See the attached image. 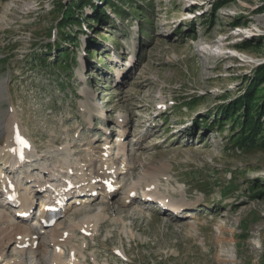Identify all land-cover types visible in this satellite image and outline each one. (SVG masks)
Returning <instances> with one entry per match:
<instances>
[{
    "label": "rangeland",
    "instance_id": "1",
    "mask_svg": "<svg viewBox=\"0 0 264 264\" xmlns=\"http://www.w3.org/2000/svg\"><path fill=\"white\" fill-rule=\"evenodd\" d=\"M69 2L0 0V118L16 121L33 145L30 157L7 175L18 195L31 194L33 179L58 182L72 169L73 177L67 174V179L76 180L74 175L82 174L76 169L80 159L102 156L108 148L110 157L102 161L119 162L121 169L122 156H127L128 173L119 176L122 188L116 193L85 186L79 200L88 202L64 206L61 217L38 229L31 228L37 216L22 221L15 215L20 207L13 203L19 202L8 199L0 182V212L13 218L0 221V230L27 221L29 232L40 236L34 246L38 241L46 245L39 256L7 247L8 261L51 264L56 251L51 232L56 228L71 234V245L82 252L80 264H264V197L254 191V185L264 190V145L260 140L239 145L231 121L225 117L222 128L215 121L219 106L239 96L264 62V0H128L124 18L108 6L112 21L107 24H96L95 30L65 28L78 33L76 45L64 43L70 54L65 64L57 61L56 51L47 54L45 49L61 42L59 5ZM83 10L84 15L92 13L89 6ZM166 17L171 28L175 18L185 22L169 34L161 25ZM192 27L196 34L184 35ZM245 40L251 43L248 48ZM162 100L172 107L152 123L155 102ZM260 120L264 125V117ZM186 121L193 126L177 131ZM17 137L10 141L17 143ZM7 140L0 136V168L5 173L11 168L3 160ZM102 161L98 158L93 170ZM162 163L166 175L155 179L163 199L143 201L139 190L147 169ZM89 173L93 171L82 181ZM130 188L135 203L131 194L130 202L123 203ZM162 200L195 209L183 208L175 217L173 210L163 211ZM101 211L103 223L91 231L94 236L85 235L78 224ZM124 213L128 217L122 218ZM221 240L230 242L224 246Z\"/></svg>",
    "mask_w": 264,
    "mask_h": 264
},
{
    "label": "bare ground",
    "instance_id": "2",
    "mask_svg": "<svg viewBox=\"0 0 264 264\" xmlns=\"http://www.w3.org/2000/svg\"><path fill=\"white\" fill-rule=\"evenodd\" d=\"M3 86H4V83L0 80V100H1V98L3 96ZM164 107H165L164 104L160 106V108H164ZM163 111H161V112H163ZM19 132H20V129L16 125V121H11V120L6 121L3 118H0V136L1 135H6L7 138H8L6 144L3 146V148L5 149V155H4L5 157H4L3 160L6 162V165L10 166L11 168H16V164L21 163V158L18 160V157L20 156V154L17 153L18 143L10 141V138L12 136L13 137H17V133H19ZM18 136H19V134H18ZM14 149H16V152L14 151ZM106 152L108 153V151L105 150L104 154L102 155L103 157L100 156V154L96 155V153H94L93 155H89L87 157L84 156L83 158L80 159V161H82L80 163L81 165L79 164L78 168H76V169L77 170H82V174L80 173L81 178L83 176H85V174L87 175V172L85 173V170L86 171L87 170L88 171H93L92 174L89 173L88 177L83 180V185L79 184V185H82V188L79 189L78 191H79V193H82V195L84 194L83 193V189H85V186H87V185H90L92 190H95V188H96L95 186L96 185H97V188H101V187H105L106 186V191L108 189H110V191H111V188L109 186L112 183H113L114 186L115 185H117V187L120 186L119 179L116 182H114L112 180L117 175V171L116 172L115 171H109L110 170L109 168H113V166H109L108 165L106 167L105 166L106 163L104 161H102L101 167H99V169L93 170L95 161H97L98 158L100 160H106V159H104V157L107 156ZM11 153H15V156H14V154L12 155ZM69 160H71V159H69ZM75 162L76 161H74V164H75ZM162 164H164V163H162ZM19 167H21V164H20ZM128 168H129L128 164L127 165L123 164V167L121 169L124 171L125 169H128ZM136 169H137V166L135 165L134 171ZM166 170H167V167L165 166V164L162 167H159V166L156 167V166L152 165V167L150 166V168L147 169V172H146L147 176H146V179L143 182L144 184H142L143 186L141 188V189L144 190L143 191L144 194H145V192L148 191L147 188H150L152 186H154V187H152V189H150V190L155 191L154 188H156V186H159L158 183H157V180L155 179V175H157V174L166 175V174H164ZM77 173H79V172H77ZM67 174H69V173L61 174L59 179L63 178L65 180H67L68 181L67 182V186L70 183H77V181H75V180L67 179V177H68V176H66ZM61 176H62V178H61ZM0 178H1L2 181H5V182L7 181V185H6L7 186V190H9L10 192L13 193V189L12 188L15 186V184H12V181H10V182L8 181L11 178L7 174H5V173L3 174L1 169H0ZM108 182H111V183H109V186L107 185ZM38 188H39V191L41 193L45 191L43 188H41V189H40V187H38ZM132 188H135V186H133ZM132 188L127 190L129 195L123 199V203L127 204V203L130 202V194L133 192ZM60 190L62 191L63 189H60ZM34 192L35 191H33V193ZM33 193H31V194H33ZM65 193H66V190H65ZM31 194L26 193L25 195H23L24 199H21V206H20L21 208L19 210H17V211H20V210L21 211H25L28 208L32 207V205H34L35 201H34V199H33ZM107 194L108 193H105L104 195H107ZM16 195L20 196L18 194H16ZM153 195H155V194L151 193L148 196L152 197ZM87 197H88V195H87ZM146 197H147V195H146ZM131 199H132V197H131ZM159 199H163V198L159 197ZM45 200L46 199H44V201ZM146 200H149V199L146 198L145 201ZM73 201L76 202L77 200L74 199ZM132 201L135 203L134 199H132ZM150 201H153V199H150ZM80 202H81L82 206L85 203V201H82V200ZM169 202H171V200L170 201L168 200V203H167V201L163 202V200H162L160 206L163 208V211L165 213L169 209L173 210L174 213H176L175 217H179L178 213L183 208H184L183 211H189V210H186V209H195L194 205L181 204V205L178 206V203L176 205H174V203H169ZM43 205H44V203H43ZM105 209H104V211H105ZM135 209H137V208H135ZM104 211H101V212H99V213H97L95 215L88 214L90 216H87L88 217L87 220H85L83 223L78 224L79 227L82 228L84 231H87L89 233H92L93 231H96L97 226L105 218ZM62 212H63L62 209H58L57 210V215L61 214ZM117 212H121V211L118 210ZM134 212H138V210H135ZM216 214L221 215V213H218V211L216 212ZM124 217H128V214L124 213V216L122 218H124ZM122 218H120V219H122ZM228 218H229V216H228ZM23 219L27 220V217L23 216ZM23 219H22V221H23ZM12 220H13V218H12L11 214H7L6 212H0V221H12ZM227 220L229 221V219H227ZM43 221L44 222H48L47 219L42 220V219L38 218L35 221V223H36L35 225H39L41 223L43 225ZM24 222H21L20 224H12L13 226L11 228H2L0 230V263L3 262L4 264H25V261L23 259H17L14 262L8 261L7 254L5 253V251H6L5 249L7 247L10 248L11 246L17 252L18 251L25 252L27 250H31V251L34 252V254L36 256L37 255L39 256V255L43 254V250H44L43 247L46 246L45 242L44 241H42V242L38 241V243H37L38 245L34 246L35 241L37 239L39 240L38 235L35 232L34 233L33 232H29V230H30L29 227L30 226L28 224H26L27 221H24ZM58 225H60V224H58ZM73 225H76V224L73 223ZM193 227H195V225H193ZM31 228H33V227H31ZM69 230H71V229H69ZM72 233H73V231H72ZM232 234H233V231H232ZM51 240H52L51 243H52L53 247H55V248L58 247V249L55 251V253L53 255V259L51 261V264H80V255H81L82 252L78 251L76 246H72L71 245V240H72L71 234L67 237L63 233H58L57 229L55 228V230L53 229L52 232H51ZM229 242H230L229 240H221L220 244L227 245ZM19 244H20V246L22 248L17 249L19 247L18 246ZM67 245L68 246L70 245L69 254H68V256L66 258H64L65 247ZM26 246H28V247H26ZM216 247H215V250L217 249Z\"/></svg>",
    "mask_w": 264,
    "mask_h": 264
},
{
    "label": "trees",
    "instance_id": "3",
    "mask_svg": "<svg viewBox=\"0 0 264 264\" xmlns=\"http://www.w3.org/2000/svg\"><path fill=\"white\" fill-rule=\"evenodd\" d=\"M128 0H121V2H115V0H100V3H96L94 0H70L69 4L65 5L60 3L59 12L61 16L57 23L58 32L61 34V42L58 45L50 43L46 45L45 52L52 53L53 51L57 52L56 57L57 61H64L65 58L70 56L68 49L65 50V45H76L78 42V33L77 31H66V27H71L77 25L81 30H83L81 23L84 21L89 28L96 29V24L105 25L108 21H112L110 13L107 11L108 6H112L111 10L114 15L121 16L124 18L126 11L124 5H128ZM222 2L219 1L218 4ZM217 4V3H216ZM90 5L92 7L91 15H84V8ZM130 10L137 11V8L133 5H129ZM130 12V11H129ZM148 18V16H144ZM64 28V29H63ZM193 31H183L184 35L194 36L196 34V29L192 27ZM98 32V31H97ZM95 40V39H94ZM97 43V41H93ZM244 48H248L251 44L249 41H243ZM43 64H47L46 58H41ZM75 60V59H72ZM67 64V61H64ZM264 82V62L257 65L254 69V76L248 80L247 85L244 88L242 93L231 100L230 103L222 104L219 106L220 111H218V118L215 121H219L217 126L223 127V120L226 117L232 123V129L235 133V142L239 145H250L255 144L257 140L261 141L264 145V125L261 123V118L264 117V89L261 87V84ZM258 90H261L260 95H258ZM195 99H190L192 102ZM192 106H196V103ZM192 108V107H191ZM255 109V110H254ZM242 113V115H241ZM217 118V116H215ZM261 186L254 185L255 195L264 197V190Z\"/></svg>",
    "mask_w": 264,
    "mask_h": 264
},
{
    "label": "snow or ice",
    "instance_id": "4",
    "mask_svg": "<svg viewBox=\"0 0 264 264\" xmlns=\"http://www.w3.org/2000/svg\"><path fill=\"white\" fill-rule=\"evenodd\" d=\"M21 143H25L26 144V141L21 140Z\"/></svg>",
    "mask_w": 264,
    "mask_h": 264
}]
</instances>
